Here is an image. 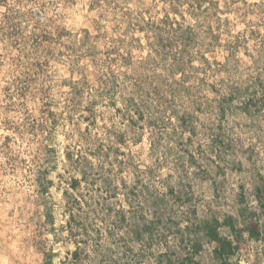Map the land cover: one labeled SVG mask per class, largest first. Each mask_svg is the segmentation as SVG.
Listing matches in <instances>:
<instances>
[{"label": "rangeland", "instance_id": "374dc122", "mask_svg": "<svg viewBox=\"0 0 264 264\" xmlns=\"http://www.w3.org/2000/svg\"><path fill=\"white\" fill-rule=\"evenodd\" d=\"M84 158L88 215L69 230L63 190ZM38 177L53 181L43 193ZM257 186L264 0H0V264L51 251L72 264L77 246L82 264H221L200 226L242 224L241 208L264 220ZM234 252L264 264V241L245 231Z\"/></svg>", "mask_w": 264, "mask_h": 264}, {"label": "trees", "instance_id": "16d2710c", "mask_svg": "<svg viewBox=\"0 0 264 264\" xmlns=\"http://www.w3.org/2000/svg\"><path fill=\"white\" fill-rule=\"evenodd\" d=\"M164 22H168V26H172L174 22L177 20L175 18L169 19V16L166 15L163 19ZM157 27H161V25H158ZM156 36L159 37V40L162 41L160 31L157 32ZM188 38V36H186ZM189 37H191L189 35ZM237 47H239L237 45ZM136 100L134 97L129 98L127 100V103L132 107L133 111L138 114V118L142 119L143 114L140 111V106L144 105V103L141 102V100ZM141 103V104H140ZM88 119V117L86 116ZM130 118L134 120V118L130 115ZM148 118V117H147ZM137 120V119H136ZM120 143L124 144L123 140H119ZM67 158L71 161H74L73 154L67 153ZM90 164H87V158L83 161L78 160V165L73 166L74 171L76 175H72L69 178L68 186L63 190L64 199L66 202V209L68 212V218H67V224L69 225V230H72V226L70 225V222L75 220L79 217V219H83L81 222V226H76L77 229H85L84 228V218L88 215V212L84 214L83 211V205L82 200L85 201L88 204V201L85 200L83 197L84 195L80 192V183L82 180L87 179V174L92 169V162ZM75 165V164H74ZM38 183H39V189L41 193L47 191L48 186L53 183L51 179H46L42 182L40 177H38ZM105 183L104 181L102 182ZM111 191V190H110ZM115 193V192H114ZM255 199L258 202L259 211H264V187L260 188L259 186L256 187L255 193H254ZM125 200L128 203L129 198H127V194H125ZM92 213H96V210L94 208L89 209ZM107 211V210H106ZM121 215L118 217H121L122 219L125 218L124 210H119ZM118 211V212H119ZM258 210H252L247 211L246 208H241L238 217L241 218L242 224H238L237 218L233 215H225L221 221H219L217 218L213 219L212 221H204L203 224L200 226V233L204 235V237L210 241H213L215 243V246L213 248V254L217 260L220 261L221 264H239L237 260L234 259V250L238 247V243L240 239L242 238V233L245 231L247 233V236L250 239L255 240H262L264 241V220H261L258 218ZM83 213V214H82ZM87 218V217H86ZM54 215L49 211L46 204H44V220L46 225L49 226V228L54 233ZM143 226H138L135 229V237L137 239H141L143 237V234H150L151 230V224H142ZM225 226L229 231L230 235H223L220 232V227ZM75 227V228H76ZM201 240L198 238L194 241L193 247L194 251H198L201 247ZM78 246L71 251L72 255V264H82L81 256L78 254ZM52 259V251L47 253L44 258V264H51ZM166 264H172L171 258H166ZM186 260L190 261L191 257L189 256L186 258ZM159 260H157V263ZM188 264H191L190 262Z\"/></svg>", "mask_w": 264, "mask_h": 264}]
</instances>
